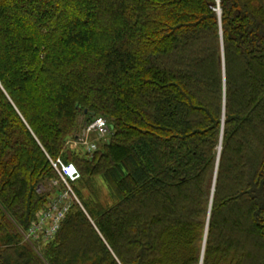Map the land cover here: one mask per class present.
I'll return each mask as SVG.
<instances>
[{"label":"trees","instance_id":"trees-1","mask_svg":"<svg viewBox=\"0 0 264 264\" xmlns=\"http://www.w3.org/2000/svg\"><path fill=\"white\" fill-rule=\"evenodd\" d=\"M50 159L82 207L43 246ZM0 264H264V0H0Z\"/></svg>","mask_w":264,"mask_h":264},{"label":"built area","instance_id":"built-area-1","mask_svg":"<svg viewBox=\"0 0 264 264\" xmlns=\"http://www.w3.org/2000/svg\"><path fill=\"white\" fill-rule=\"evenodd\" d=\"M110 135L108 121L99 117L86 124L74 142L87 156H92L109 141ZM50 161L58 175V178L49 184V188L56 191L55 195L48 206L38 213L29 229L23 233L26 242L43 246L55 240L74 203L81 205L73 188L81 179L78 168L73 163H65L62 159ZM43 188H40L39 192Z\"/></svg>","mask_w":264,"mask_h":264},{"label":"rangeland","instance_id":"rangeland-1","mask_svg":"<svg viewBox=\"0 0 264 264\" xmlns=\"http://www.w3.org/2000/svg\"><path fill=\"white\" fill-rule=\"evenodd\" d=\"M81 133V132H80ZM79 135V134H78ZM77 135V136H78ZM75 138L74 137H72V138H70L69 140H68V143H67V146H68V149L69 150H71L73 153H76V154H81V155H86L84 152H82V149L79 147V146H77L76 144H75ZM79 186L80 185H78V188H79ZM47 187H50V185L49 186H47ZM97 188L99 189V191L101 192L100 194H101V196H100V198L101 199H103V200H105V198L107 197V194H108V192H107V190H106V188H105V186H104V183H103V180L101 179V178H99L98 179V182H97ZM51 189L50 188H47L46 189V187H44L43 188V190L40 192V193H45V192H48V191H50ZM84 192V191H83ZM84 194L86 195V196H88V192L87 191H85L84 192ZM80 200V199H79ZM81 202V201H80ZM81 207H82V203H81V205H80Z\"/></svg>","mask_w":264,"mask_h":264},{"label":"water","instance_id":"water-1","mask_svg":"<svg viewBox=\"0 0 264 264\" xmlns=\"http://www.w3.org/2000/svg\"><path fill=\"white\" fill-rule=\"evenodd\" d=\"M211 7L212 8H216L217 7V10L220 11V8H219V2H217L216 4H211Z\"/></svg>","mask_w":264,"mask_h":264}]
</instances>
